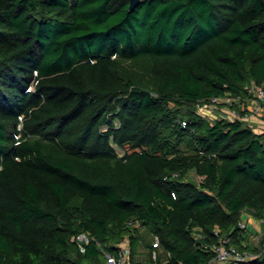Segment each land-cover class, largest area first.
I'll return each mask as SVG.
<instances>
[{"label":"trees","instance_id":"1","mask_svg":"<svg viewBox=\"0 0 264 264\" xmlns=\"http://www.w3.org/2000/svg\"><path fill=\"white\" fill-rule=\"evenodd\" d=\"M129 4L0 0V264H106L125 239L129 264L252 250L264 132L195 106L264 92V0Z\"/></svg>","mask_w":264,"mask_h":264},{"label":"built area","instance_id":"2","mask_svg":"<svg viewBox=\"0 0 264 264\" xmlns=\"http://www.w3.org/2000/svg\"><path fill=\"white\" fill-rule=\"evenodd\" d=\"M248 91L249 95L244 99L212 98L209 102L216 103L218 99H226V101L229 102L226 109L220 108L223 112L222 114L224 115V117L221 118L240 120L249 127H251L250 125L255 121H259L262 125H264V92L253 81L250 82ZM247 101H252L251 108H247ZM246 226L245 221L240 220L238 222L239 228L245 229ZM75 240L78 242L79 246L82 247V245L88 244L91 239L86 232H81L75 237ZM158 243L159 240L156 238L153 246L155 247ZM99 248L103 250L101 245H99ZM212 249L214 251V257L209 264H241L250 258L258 256L250 250L238 249L234 245H227L222 241V239L213 245ZM260 249L264 251V243L261 245ZM151 255L152 258H155L156 251H152ZM129 256V242L128 239H125L116 245L114 254L105 253L106 264H129Z\"/></svg>","mask_w":264,"mask_h":264},{"label":"crops","instance_id":"3","mask_svg":"<svg viewBox=\"0 0 264 264\" xmlns=\"http://www.w3.org/2000/svg\"><path fill=\"white\" fill-rule=\"evenodd\" d=\"M235 105V104H234ZM247 108L252 107V101H247L246 103ZM245 107V104H244ZM221 109H226V107H221ZM252 129L257 133H263L264 132V125H262L259 121L252 122L250 125ZM241 220L245 221L246 223V236L247 238L243 240V244H247L249 248H252V244L250 243L252 239L257 238L258 241L262 240V236L264 234V224L261 221L256 220L251 211L245 210L241 213ZM250 241V242H249ZM140 247H142V243L139 244ZM144 253L142 254L143 257Z\"/></svg>","mask_w":264,"mask_h":264},{"label":"rangeland","instance_id":"4","mask_svg":"<svg viewBox=\"0 0 264 264\" xmlns=\"http://www.w3.org/2000/svg\"><path fill=\"white\" fill-rule=\"evenodd\" d=\"M228 103L229 102L226 101V99H218V101L216 103H212V102H209V101H204V102H200L199 104H197L195 106V109L200 115H202L203 117L207 118L210 121H213V120H215L217 118L224 117V115L222 114L223 112L220 110V108L228 106ZM118 152L121 154L123 151L121 149H118ZM189 179L191 181L197 182V177H195L193 174L189 177ZM145 228H146L145 226H140L139 227V229H141V233H143V230ZM259 242L260 241H258L257 238H254V239L251 240L250 243L253 245L252 248H251L252 249L251 251H253V249H258L259 248V246H260ZM142 251L143 250L141 249L140 252H138L139 254H141V258H142V254H143Z\"/></svg>","mask_w":264,"mask_h":264},{"label":"water","instance_id":"5","mask_svg":"<svg viewBox=\"0 0 264 264\" xmlns=\"http://www.w3.org/2000/svg\"><path fill=\"white\" fill-rule=\"evenodd\" d=\"M141 0H129V10H133Z\"/></svg>","mask_w":264,"mask_h":264}]
</instances>
